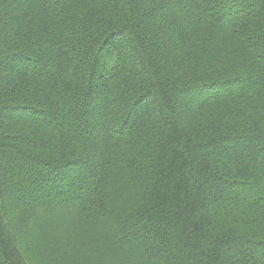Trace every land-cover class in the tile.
Wrapping results in <instances>:
<instances>
[{"label":"trees","instance_id":"obj_1","mask_svg":"<svg viewBox=\"0 0 264 264\" xmlns=\"http://www.w3.org/2000/svg\"><path fill=\"white\" fill-rule=\"evenodd\" d=\"M36 220L47 264H264V0H0V264Z\"/></svg>","mask_w":264,"mask_h":264},{"label":"rangeland","instance_id":"obj_2","mask_svg":"<svg viewBox=\"0 0 264 264\" xmlns=\"http://www.w3.org/2000/svg\"><path fill=\"white\" fill-rule=\"evenodd\" d=\"M37 220L34 221V224L32 226V236L31 238H29L27 241L22 242L21 246H22V250L24 252H26L29 257L32 260V264H47L49 262L50 256L48 254H42L39 248V244L38 241L44 240L46 239L49 235L51 236L53 233L51 232V230H49L50 232H48V230L46 231L43 230V232H45V234H43L40 230L39 225H37ZM38 231V232H37ZM46 237V238H45ZM95 238V237H94ZM87 239L85 240V244L83 246L82 249H80V259H79V264H102L101 260L103 258V255L106 254L105 253H101V252H97L96 251V247H97V243L94 242L93 236L92 235H87ZM48 246L49 243H47ZM76 251L75 246L73 248H62L58 251L61 252L62 257H68L69 256H73L72 252H67L66 251ZM68 261V260H67ZM64 262H66L64 260Z\"/></svg>","mask_w":264,"mask_h":264}]
</instances>
